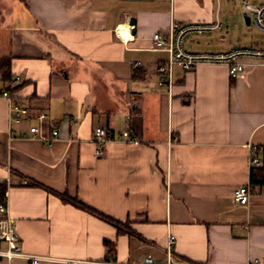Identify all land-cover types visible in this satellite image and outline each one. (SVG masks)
Wrapping results in <instances>:
<instances>
[{"label":"crops","instance_id":"crops-1","mask_svg":"<svg viewBox=\"0 0 264 264\" xmlns=\"http://www.w3.org/2000/svg\"><path fill=\"white\" fill-rule=\"evenodd\" d=\"M226 5L0 0V59L11 58L0 94L46 114L44 136L60 130L52 146L31 138L35 120L12 132L0 97V187L23 252L51 258L42 264H167L168 250L186 264H264V185L252 182L264 151V59H241L236 78L224 64L175 66L172 86L158 85L168 54L152 38L173 22L221 24L191 34L206 36L185 46L192 53L262 48L212 45L240 24ZM97 127L114 138L101 156ZM248 185L249 203H237Z\"/></svg>","mask_w":264,"mask_h":264},{"label":"built area","instance_id":"built-area-1","mask_svg":"<svg viewBox=\"0 0 264 264\" xmlns=\"http://www.w3.org/2000/svg\"><path fill=\"white\" fill-rule=\"evenodd\" d=\"M244 10L247 15H251L250 20L260 29L264 30V4L254 7L248 2L244 4ZM221 28L220 23H187L180 24L173 22L165 32H157L152 40L154 49L168 54L166 63L160 65L157 69L159 76L158 85L169 86L173 84V68L180 66L185 71L193 70L199 64H224L229 68V74L232 78H236L242 74L246 65L240 60L244 58L264 59V48L261 49H239L230 53H192L185 48L184 42L188 35L195 33L211 32ZM140 62L135 64L139 66ZM17 80H19L17 78ZM0 97L6 99L9 103V121L12 132L25 122L35 120L40 125H30L29 133L31 138L39 139L47 146H52L54 142L60 139V130L56 126L50 128V136L46 137L42 133L41 124H44L48 119L47 115L37 114L31 116L29 108L21 103L17 98H14L9 91H4ZM31 120V121H30ZM129 134L125 132L122 137H127ZM28 137V136H25ZM114 138L103 127H97L94 132V143L96 144V155L101 156L106 144ZM258 151L257 147L252 148V154ZM252 165H260L259 158L252 156L250 160ZM253 194L251 186H244L236 190L234 199L237 203L248 204ZM20 236L16 229L15 220L10 216L6 198L0 203V259L11 261L13 259H23L28 264H42L50 261L51 258L28 254L22 251L20 246ZM174 243V238H170V246ZM5 245V248H3ZM73 264H87L86 262L77 261ZM143 264H155L154 259L149 256L145 258ZM167 264H186L185 262L176 259L170 250L167 254Z\"/></svg>","mask_w":264,"mask_h":264},{"label":"rangeland","instance_id":"rangeland-1","mask_svg":"<svg viewBox=\"0 0 264 264\" xmlns=\"http://www.w3.org/2000/svg\"><path fill=\"white\" fill-rule=\"evenodd\" d=\"M227 3V16H234L236 21H239V25H237V29L235 30H226L224 29L223 34H221L220 38L214 39L212 45L218 46L226 43H222V39H227L231 44H235L237 47L249 46V47H264V30L260 29L254 23H250L247 25L245 22L244 14L246 13L244 10V4L248 2L251 6L258 7L261 3L264 4V0H225ZM224 13V10H223ZM251 17V15H248ZM220 32V31H219ZM229 32V34L227 33ZM225 36V38H222ZM201 35H190L185 40V46L188 49H191L194 46L193 41L197 43L200 40ZM195 43V44H196ZM261 49V48H256Z\"/></svg>","mask_w":264,"mask_h":264},{"label":"trees","instance_id":"trees-1","mask_svg":"<svg viewBox=\"0 0 264 264\" xmlns=\"http://www.w3.org/2000/svg\"><path fill=\"white\" fill-rule=\"evenodd\" d=\"M10 67H11V58H2L0 59V72H3V76L6 79L11 78L10 74ZM262 164L260 166H254L252 167V182L256 185H264V151L262 153ZM6 193L5 187H0V203L4 199V195ZM78 205H82L79 202H75ZM105 218V217H104ZM110 223L114 224L120 231H123L125 228L122 226V224L117 223L111 219L105 218ZM126 231V230H125Z\"/></svg>","mask_w":264,"mask_h":264},{"label":"water","instance_id":"water-1","mask_svg":"<svg viewBox=\"0 0 264 264\" xmlns=\"http://www.w3.org/2000/svg\"><path fill=\"white\" fill-rule=\"evenodd\" d=\"M244 18H245L246 24L250 25V23H251L250 17L247 14H244ZM129 24L131 26L132 34H135L136 33V20L135 19H131Z\"/></svg>","mask_w":264,"mask_h":264},{"label":"bare ground","instance_id":"bare-ground-1","mask_svg":"<svg viewBox=\"0 0 264 264\" xmlns=\"http://www.w3.org/2000/svg\"><path fill=\"white\" fill-rule=\"evenodd\" d=\"M124 29V28H123Z\"/></svg>","mask_w":264,"mask_h":264}]
</instances>
